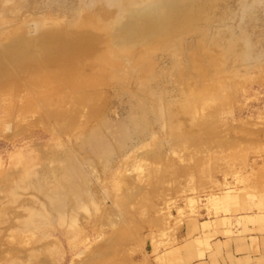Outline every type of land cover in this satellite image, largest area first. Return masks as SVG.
Returning a JSON list of instances; mask_svg holds the SVG:
<instances>
[{
    "label": "rangeland",
    "instance_id": "rangeland-1",
    "mask_svg": "<svg viewBox=\"0 0 264 264\" xmlns=\"http://www.w3.org/2000/svg\"><path fill=\"white\" fill-rule=\"evenodd\" d=\"M251 244L264 0H0V264H234Z\"/></svg>",
    "mask_w": 264,
    "mask_h": 264
},
{
    "label": "crops",
    "instance_id": "crops-1",
    "mask_svg": "<svg viewBox=\"0 0 264 264\" xmlns=\"http://www.w3.org/2000/svg\"><path fill=\"white\" fill-rule=\"evenodd\" d=\"M244 249L245 251L242 255L234 256V264H264L263 250H256L252 244L244 246Z\"/></svg>",
    "mask_w": 264,
    "mask_h": 264
}]
</instances>
